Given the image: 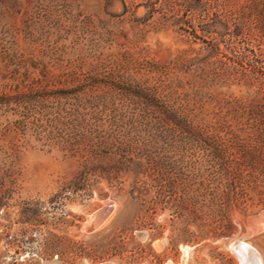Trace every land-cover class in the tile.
I'll return each instance as SVG.
<instances>
[{
	"label": "rangeland",
	"instance_id": "obj_1",
	"mask_svg": "<svg viewBox=\"0 0 264 264\" xmlns=\"http://www.w3.org/2000/svg\"><path fill=\"white\" fill-rule=\"evenodd\" d=\"M246 2L0 3L3 16L12 14L0 16V29L18 28L16 43L8 32L0 39V72L15 67L50 92L43 102L0 104V264H238L229 249L236 238L264 264L258 221L264 174L246 170L235 149L222 159L214 155L228 145L233 113H241L251 93L264 91V20L243 18ZM217 42L220 51L213 54ZM230 56H240L246 68ZM163 70L189 89L209 91V134H183L177 142L183 182L174 192L142 156L135 158L140 169L115 170L127 141L107 135L106 126L51 128L45 119L36 126L40 107L141 99L131 85H151ZM208 137L207 143L186 141ZM184 181L205 196L200 209L189 197L197 192L182 195ZM109 200L111 212L89 229Z\"/></svg>",
	"mask_w": 264,
	"mask_h": 264
},
{
	"label": "trees",
	"instance_id": "obj_2",
	"mask_svg": "<svg viewBox=\"0 0 264 264\" xmlns=\"http://www.w3.org/2000/svg\"><path fill=\"white\" fill-rule=\"evenodd\" d=\"M3 1H8L10 4L18 2V0H0V3ZM241 8L243 18H252L257 22L260 14V18L264 20L262 15L264 0H247ZM11 15L10 12L4 14L7 17ZM0 16L4 17L1 11ZM6 32L12 37L11 43H16L18 28L14 23L9 24L3 30L0 29V39H4ZM210 49L213 54H218L220 51L218 42L211 43ZM228 60L234 63V66L246 68L244 60L240 56H230ZM223 63L225 64V62ZM250 68L253 71L255 69L254 66ZM18 72L15 67L10 70L6 68L0 72V104L12 101L43 102L50 96V92L46 90L47 84H41L37 80L30 81L28 75L25 74L22 77ZM131 88L143 98L134 101H112L106 106L95 101L75 100L73 103L61 106L40 107L35 112L36 126L40 127L43 119L47 122L45 124L51 128L83 129L94 127L101 129L106 126L110 131L104 133L113 136V138L120 136L121 142H124V138L127 141V144H124L125 147L118 150L123 153V163L119 167H115V170L121 171L133 167L140 169L142 162L135 158L142 156L156 169L159 168V173L164 175L167 180L168 190L174 192L183 182L180 176L178 158L181 156L178 154L177 142L182 141L183 134H209V91L202 92L198 88H187L177 75L168 70H163L151 85L145 86L137 83L131 85ZM251 94L248 104L241 108V113H233L231 119L235 120V123L226 124L231 135L228 137V145L223 144L222 147L217 148L214 155L222 159L226 155L232 156L233 150L231 149H235L246 170L252 174L263 175L264 91L258 89ZM37 122L40 123L37 124ZM20 124L23 126L28 123L22 120ZM186 141L187 143H207L209 137L208 139L188 138ZM134 152L135 156L131 155ZM207 156L209 157V154ZM189 183L190 181H184L182 195L189 196L191 191L197 192L195 196L189 197L192 199L190 200L192 205L196 209H200L203 206L201 200L205 196L199 193L198 187L191 189L194 183ZM184 201L182 197L180 203Z\"/></svg>",
	"mask_w": 264,
	"mask_h": 264
},
{
	"label": "bare ground",
	"instance_id": "obj_3",
	"mask_svg": "<svg viewBox=\"0 0 264 264\" xmlns=\"http://www.w3.org/2000/svg\"><path fill=\"white\" fill-rule=\"evenodd\" d=\"M264 215L258 219L264 226ZM234 249V254L238 260V264H263L262 258L258 251H256L249 243L243 241L241 238Z\"/></svg>",
	"mask_w": 264,
	"mask_h": 264
},
{
	"label": "water",
	"instance_id": "obj_4",
	"mask_svg": "<svg viewBox=\"0 0 264 264\" xmlns=\"http://www.w3.org/2000/svg\"><path fill=\"white\" fill-rule=\"evenodd\" d=\"M114 202L109 200L107 201L102 208L97 210L95 214L91 217V219L88 222V228L93 229L96 228L98 225H100L104 219L107 217V215L111 212L113 209ZM264 213V210H263ZM264 221V219H263ZM262 222V221H261ZM141 234V233H140ZM143 235V234H142ZM239 243V239L236 238L233 241L230 242L229 244V249L234 253V249L236 245ZM235 255V254H234ZM167 264H175L172 262H168Z\"/></svg>",
	"mask_w": 264,
	"mask_h": 264
}]
</instances>
